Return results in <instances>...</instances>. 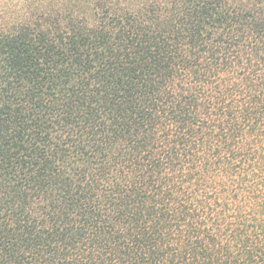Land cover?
<instances>
[{
  "label": "trees",
  "instance_id": "1",
  "mask_svg": "<svg viewBox=\"0 0 264 264\" xmlns=\"http://www.w3.org/2000/svg\"><path fill=\"white\" fill-rule=\"evenodd\" d=\"M0 264H264V0H0Z\"/></svg>",
  "mask_w": 264,
  "mask_h": 264
}]
</instances>
